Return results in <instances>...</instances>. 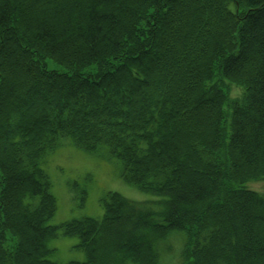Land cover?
I'll use <instances>...</instances> for the list:
<instances>
[{
  "label": "trees",
  "instance_id": "obj_1",
  "mask_svg": "<svg viewBox=\"0 0 264 264\" xmlns=\"http://www.w3.org/2000/svg\"><path fill=\"white\" fill-rule=\"evenodd\" d=\"M60 136L153 197L107 193L101 217L57 228L41 162ZM250 181L264 182V0H0V264H62L59 229L85 254L64 264H154L170 234L186 264H264Z\"/></svg>",
  "mask_w": 264,
  "mask_h": 264
},
{
  "label": "rangeland",
  "instance_id": "obj_2",
  "mask_svg": "<svg viewBox=\"0 0 264 264\" xmlns=\"http://www.w3.org/2000/svg\"><path fill=\"white\" fill-rule=\"evenodd\" d=\"M232 90L238 91L237 88ZM58 139L56 146L45 154L41 162L44 177L48 179L51 192L57 200L56 212L51 219V224L57 228L69 218L77 217L81 220L84 217H101L104 208L101 204L105 200L106 204L110 201L107 193H118L130 201H144L153 197L151 193L126 182L121 177L120 162L105 150L88 152L67 137L60 136ZM246 186L263 191L264 182L250 181ZM155 239L154 264L187 263V245L183 235L170 234ZM75 242L76 237L64 234L59 229L48 240V244L53 247L51 259L62 264L70 259L83 260L85 254L75 247Z\"/></svg>",
  "mask_w": 264,
  "mask_h": 264
}]
</instances>
